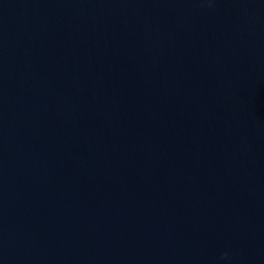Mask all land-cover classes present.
I'll list each match as a JSON object with an SVG mask.
<instances>
[{"label":"water","instance_id":"water-1","mask_svg":"<svg viewBox=\"0 0 264 264\" xmlns=\"http://www.w3.org/2000/svg\"><path fill=\"white\" fill-rule=\"evenodd\" d=\"M0 264H264V0H0Z\"/></svg>","mask_w":264,"mask_h":264},{"label":"clouds","instance_id":"clouds-1","mask_svg":"<svg viewBox=\"0 0 264 264\" xmlns=\"http://www.w3.org/2000/svg\"><path fill=\"white\" fill-rule=\"evenodd\" d=\"M227 257H228V253L227 252L222 253V258H227Z\"/></svg>","mask_w":264,"mask_h":264}]
</instances>
